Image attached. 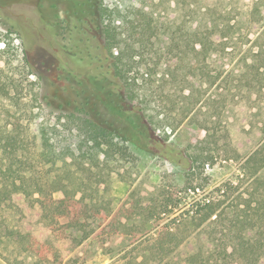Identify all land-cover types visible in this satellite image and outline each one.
Wrapping results in <instances>:
<instances>
[{
  "label": "rangeland",
  "instance_id": "1",
  "mask_svg": "<svg viewBox=\"0 0 264 264\" xmlns=\"http://www.w3.org/2000/svg\"><path fill=\"white\" fill-rule=\"evenodd\" d=\"M113 3L142 8L164 31L180 12L188 20L187 29L196 25L206 28L211 20L222 16L229 19L227 29L220 23L216 30L218 49L201 65L213 79L203 78L199 69L192 68L195 52L180 46L175 36L180 40L181 32L171 35L162 30L154 49L147 48L143 62V66L149 64L154 69L159 61L157 75L137 81L147 118L136 119L121 113L110 90L104 89L103 84H95L90 95L95 113L99 120L127 138V154L114 155L109 150L110 161L101 163L97 170L105 188V201L99 217L85 221L88 238L82 232H73L74 236L63 243L50 237L58 250L54 255L49 253L51 262L37 263L39 256L25 251L19 256L21 264H158V261L168 264L166 258L160 261L166 255L157 249V240L163 236L161 227L168 221L160 220L165 216L161 213L165 205L179 200L180 193L192 186L212 184L210 190L215 184L234 178L243 163L264 145V0H113ZM98 4L99 0H93L91 6L94 9ZM68 7L79 12L76 17L80 18L83 14L80 12L90 10V3L0 0V78L9 84V96L0 92V114L5 120L8 114L20 113L25 128L57 133L59 136L51 133L50 136L58 148L76 141L55 118L56 112L68 109L63 100L64 86L57 80L45 82L47 65L40 69V74L29 72L23 51L28 47L31 58L39 62L40 50L58 52L55 36L67 24ZM1 14L25 29L29 39L26 43L17 35H7L8 24ZM167 72L170 78L163 76ZM30 113L34 114L29 121L26 114ZM165 146L172 152L173 160L166 155ZM201 157H209L210 167L200 166L197 161ZM191 160H195L192 170L185 167ZM254 178L261 180V184L254 186L262 193L264 168ZM251 183L242 184L240 192L251 190ZM187 208L180 205L171 219ZM252 217L258 220L257 216ZM4 231L0 230L1 236ZM14 247L11 243L10 249ZM54 256H58L56 261ZM184 260V250L179 249L172 254L169 264H185Z\"/></svg>",
  "mask_w": 264,
  "mask_h": 264
},
{
  "label": "trees",
  "instance_id": "2",
  "mask_svg": "<svg viewBox=\"0 0 264 264\" xmlns=\"http://www.w3.org/2000/svg\"><path fill=\"white\" fill-rule=\"evenodd\" d=\"M88 1L90 10L85 13L82 9L80 18L76 17L79 12L68 7L67 24L55 36L58 52L40 50L39 62L31 58L28 47L23 51L29 72L40 74L47 65L45 82L57 80L64 86L63 100L68 109L56 112L55 118L76 141L58 148L50 136H59L57 133L25 128L20 113L8 114L5 120L0 114V230H5L0 235V257L9 264H21L19 256L25 251L36 253L37 263L51 262L49 253L54 255L58 250L50 237L63 243L74 236L73 232H82L88 238L85 221L99 217L105 188L97 170L101 163L110 161L109 150L114 155L127 154V138L99 120L91 104L94 85L103 84L110 90L121 113L147 118L137 81L157 75L159 61L154 69L149 64L143 66V62L147 48L154 49L161 31L171 35L181 32L180 40L175 36L180 46L195 52L192 68L211 80L213 76L201 65L218 49L216 30L220 23L224 29L230 26L229 19L222 16L211 20L206 28L196 25L187 29L188 20L180 12L164 31L142 8L99 0L94 10L93 0ZM179 6L184 7L180 2ZM1 17L8 24V36L17 35L24 43L29 40L18 22L3 14ZM170 75L167 72L163 76ZM8 85L0 78V92L9 96ZM33 114H26L29 121ZM165 151L173 160L172 152L167 147ZM191 161L186 162V168H194L195 160ZM209 161V157H201L197 162L205 168L210 167ZM263 168L264 145L243 163L234 178L210 190L212 184L192 186L180 193L179 200L168 202L161 212L165 216L160 219L168 221L161 227L163 236L157 240V249L166 255L160 261L166 258L169 264L172 254L182 249L185 264H264V191L254 186L261 184L254 177ZM249 181L252 189L240 192L241 185ZM180 205L188 208L171 219ZM11 243L15 245L13 249Z\"/></svg>",
  "mask_w": 264,
  "mask_h": 264
},
{
  "label": "crops",
  "instance_id": "3",
  "mask_svg": "<svg viewBox=\"0 0 264 264\" xmlns=\"http://www.w3.org/2000/svg\"><path fill=\"white\" fill-rule=\"evenodd\" d=\"M0 264H7V263L0 258Z\"/></svg>",
  "mask_w": 264,
  "mask_h": 264
}]
</instances>
